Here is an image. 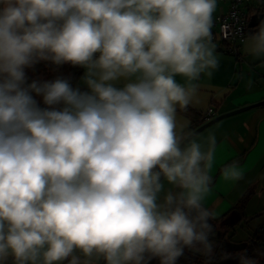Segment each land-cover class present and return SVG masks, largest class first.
<instances>
[{
    "label": "clouds",
    "instance_id": "9594fccd",
    "mask_svg": "<svg viewBox=\"0 0 264 264\" xmlns=\"http://www.w3.org/2000/svg\"><path fill=\"white\" fill-rule=\"evenodd\" d=\"M216 9L0 0V264H177L186 248L212 257L214 155L177 111L201 104L194 82L219 66ZM242 39L264 56V20ZM40 62L84 72L77 86L29 81ZM223 176L243 172L233 162Z\"/></svg>",
    "mask_w": 264,
    "mask_h": 264
},
{
    "label": "crops",
    "instance_id": "0c3cea01",
    "mask_svg": "<svg viewBox=\"0 0 264 264\" xmlns=\"http://www.w3.org/2000/svg\"><path fill=\"white\" fill-rule=\"evenodd\" d=\"M228 10V2L217 0V9L213 16L224 14ZM258 14H262L264 20V9ZM254 15L256 13L252 14ZM213 42L216 45L219 66L212 71L211 76L201 74L200 79L194 82L199 86L198 95L202 102L199 105H190L188 109L205 113L207 109L214 107L218 116L264 101V56L254 57L248 54L241 42L240 56L237 58L227 52L226 45L218 38ZM177 81L184 83V78L177 77ZM79 82L80 79L77 85ZM177 120L180 123L187 121L186 131L189 130L191 116L178 109ZM210 134L215 135V145L207 142ZM199 136L205 150H211L214 155L210 170L211 192L204 203L217 215L209 222L214 227L235 213L238 217L233 219V222L221 224L212 235L220 241L224 238L225 230H228L222 243L227 242L228 233L232 234L228 238L229 247L223 248L228 254H239L247 250V245L259 237L257 231L255 235L245 239L237 237L240 233H245V227L249 226L254 218L258 217L259 220L257 230L264 229V106L227 117L202 131ZM233 162L239 164L243 176L239 180H226L223 169ZM238 244L241 246L237 247ZM156 259H151L149 264H154Z\"/></svg>",
    "mask_w": 264,
    "mask_h": 264
},
{
    "label": "built area",
    "instance_id": "2783aa9c",
    "mask_svg": "<svg viewBox=\"0 0 264 264\" xmlns=\"http://www.w3.org/2000/svg\"><path fill=\"white\" fill-rule=\"evenodd\" d=\"M229 3V10L224 14L213 16L214 26L212 29L213 40L217 38L226 45L229 54L240 56V44L242 37L251 32L249 26L252 14H258L264 8V0H220ZM207 120L216 116L214 107L205 112ZM258 235L264 248V229L259 228ZM12 264V261H8Z\"/></svg>",
    "mask_w": 264,
    "mask_h": 264
},
{
    "label": "trees",
    "instance_id": "16d2710c",
    "mask_svg": "<svg viewBox=\"0 0 264 264\" xmlns=\"http://www.w3.org/2000/svg\"><path fill=\"white\" fill-rule=\"evenodd\" d=\"M62 71L68 73V79H70V82L73 84V86H77V83L83 74V68H80L78 66H72L71 64L55 66L48 62H40L34 68L26 69V74L29 77V81L33 79L52 80L58 77L59 74L62 73ZM37 99L38 101H40L41 106H43L42 98L37 97ZM185 112L192 118L191 125L189 126V130L191 131L196 130L198 127L208 121L205 116V113L193 111L191 109H187ZM218 248L219 247L216 248L217 250L214 249V253L211 258L207 257V259H210L209 263L206 261L204 262V264H210V262L220 260L223 257L229 255L228 253H224L223 255L219 254ZM246 251L248 254L251 255L253 259H258L261 257L264 259V248L261 243V238L258 237L257 240H253L249 245H247ZM196 256L198 255L194 254L193 252H190L188 249H185L184 255L177 260V264H203L202 261H198L199 259Z\"/></svg>",
    "mask_w": 264,
    "mask_h": 264
},
{
    "label": "rangeland",
    "instance_id": "374dc122",
    "mask_svg": "<svg viewBox=\"0 0 264 264\" xmlns=\"http://www.w3.org/2000/svg\"><path fill=\"white\" fill-rule=\"evenodd\" d=\"M59 76H64V77H66V78L69 77V76H68V73H66L65 71H62V73L59 74ZM198 135H199V134H198ZM235 215H237V214L235 213V214L231 215L229 219L223 220V221H222L221 223H219L218 225H215V226L213 227V229H214V230H215V229H219L221 224H225V223L233 222V219H237V218H238V217L235 216ZM258 225H259V220H258V217H257V218H254L253 221H251V223H250L249 226H246V227H245V230H244L245 233H240V235L237 236V237H238V238L240 237V238H242V239H245V237H250V236L255 235V232H256V231H257V233H259L258 230H257V229H258ZM238 230H239V229H238ZM227 232H228V230H225V232L223 233L224 238H223V239L221 238L223 241H224V239H225V237H226ZM231 235H232V234H231ZM231 235L228 233L227 238H226L227 242L225 241V242H223V243H222V240L218 241V238H217L216 236H214V234L212 235V237H210L211 241L213 242L214 249L217 250L215 247H216L217 245L219 246V248H218L219 254L223 255L224 253H225V254L227 253V251L223 248V246H225V247H227V248L229 247V246H228V244H229V242H228V238H229V236H231ZM234 239H235V238H234ZM235 240H236V239H235ZM216 244H217V245H216ZM233 245H234V244H233ZM236 246H237V247H240L241 245L238 244V245H236ZM150 261H151V260H150ZM256 261L258 262V264H264V259H263L262 257H261V258H258ZM236 263H237V261H235V260H231V261L228 262V264H236Z\"/></svg>",
    "mask_w": 264,
    "mask_h": 264
},
{
    "label": "water",
    "instance_id": "95a60500",
    "mask_svg": "<svg viewBox=\"0 0 264 264\" xmlns=\"http://www.w3.org/2000/svg\"><path fill=\"white\" fill-rule=\"evenodd\" d=\"M262 19H263V15L262 14H256V15L252 16L249 26L251 28H256V26L261 22ZM262 105H264V101L259 102L257 104L248 105V106H245L243 108H239V109L234 110V111H231V112H227V113H224V114H220V115L212 118L211 120L207 121L206 123H204L203 125H201L200 127H198L193 132L195 134H200L202 131H204L208 127L214 125L215 123H217V122H219V121H221V120H223V119H225L227 117H230L232 115H235V114H238L240 112L249 110V109L254 108V107L262 106ZM188 250L190 252H195L194 250H191V249H188ZM199 254H201V253H199ZM236 259H239L238 254L237 255H233V256L224 257V258H222L220 260L213 261L210 264H227L229 261L236 260ZM101 264H103V262H101Z\"/></svg>",
    "mask_w": 264,
    "mask_h": 264
},
{
    "label": "flooded vegetation",
    "instance_id": "af4514ba",
    "mask_svg": "<svg viewBox=\"0 0 264 264\" xmlns=\"http://www.w3.org/2000/svg\"><path fill=\"white\" fill-rule=\"evenodd\" d=\"M217 248V247H216ZM246 251V250H245ZM246 253H247V251H246ZM194 254H197L198 256H196L199 260V262H208L209 263V261H210V259H207V257L206 256H204L203 254H199V253H197L196 251L194 252ZM233 255H237V253L235 252V253H233V254H229V255H227V256H233ZM247 255L249 256V257H251V255L250 254H248L247 253ZM226 256V257H227ZM224 258V257H223ZM252 258V257H251ZM255 260H257V259H255ZM235 261H237V263L236 264H240V262H239V259H236ZM207 263V264H208ZM211 263V262H210ZM154 264H160V262H159V258H157L156 260H155V262H154ZM228 264V263H227ZM257 264H258V262H257Z\"/></svg>",
    "mask_w": 264,
    "mask_h": 264
}]
</instances>
